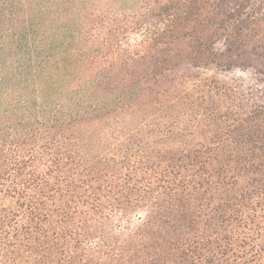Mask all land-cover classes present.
Segmentation results:
<instances>
[{
    "label": "trees",
    "instance_id": "trees-1",
    "mask_svg": "<svg viewBox=\"0 0 264 264\" xmlns=\"http://www.w3.org/2000/svg\"><path fill=\"white\" fill-rule=\"evenodd\" d=\"M0 264H264V0H0Z\"/></svg>",
    "mask_w": 264,
    "mask_h": 264
}]
</instances>
